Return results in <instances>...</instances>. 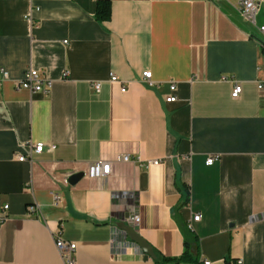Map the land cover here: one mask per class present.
<instances>
[{"label": "crops", "instance_id": "1", "mask_svg": "<svg viewBox=\"0 0 264 264\" xmlns=\"http://www.w3.org/2000/svg\"><path fill=\"white\" fill-rule=\"evenodd\" d=\"M97 1L0 0V264H65L57 231L79 264H264V0L255 24L239 0H110L106 21ZM29 69L48 92L16 85ZM135 213L156 259L117 228Z\"/></svg>", "mask_w": 264, "mask_h": 264}, {"label": "built area", "instance_id": "2", "mask_svg": "<svg viewBox=\"0 0 264 264\" xmlns=\"http://www.w3.org/2000/svg\"><path fill=\"white\" fill-rule=\"evenodd\" d=\"M237 4H238L239 9L241 10L242 15L248 21L255 24L256 14L259 10L260 2L257 0H239L237 2ZM29 18L31 19L30 16H29ZM258 28H259L260 33L263 36L262 39H259V45L264 50V25H260ZM65 42H67V41H65ZM261 69L264 70V63L262 64ZM3 76H4V79L7 78V74L4 71H3ZM143 78L145 81L151 83L152 82L151 81L152 72L150 70L144 72ZM110 80H111V82L120 83L121 84V91L122 92L126 91L127 85L117 75L112 74ZM0 84H1V81H0ZM16 85L20 88L27 89L31 92H34V91L48 92L51 88L52 80L43 77L37 70L29 69L27 71L25 77L18 80L16 82ZM93 86L97 92L100 91V83L99 82H95L93 84ZM257 87H258L259 91L264 93V78L262 80L258 81ZM175 88H176L175 84L172 83L170 85L171 94L166 97V100L168 102H173L177 99V96L174 94ZM241 91H242L241 84L235 83L234 88L232 90V96L234 98L239 97ZM49 148L53 150V149H55V145H49ZM45 149H46V144H44L43 142H38V143L33 144V145L30 144L29 145V153L26 155H24V154L19 155V160H21V161L31 160L32 161L34 153H41ZM128 159H129L128 155L123 156L124 161H126ZM215 160H216L215 156H209L206 160V163L208 165H210ZM152 163L158 164L159 160H154ZM111 170H112V166H111L110 161L99 160V161L92 163L89 166L87 174L91 178H100L103 176H108L111 173ZM66 175L70 176L71 174L68 173ZM54 196H55V200L58 201L59 195L57 193H55ZM9 208H10L9 203L5 202L0 196V229L2 227L3 222L6 220V218L8 216ZM27 209L29 210V212L34 213L36 211V209H38V208L34 204H29L27 206ZM200 217H201V214H199V213L195 214L193 216V221L199 220ZM262 219L264 220V212L262 214ZM128 221L133 226H136L140 222V216L135 213L128 218ZM189 226L192 227V223H190ZM54 237H55L56 248L59 250L65 264H79L77 261V257H76V249H77L76 242L63 239L59 235L58 231L54 233ZM204 264H211V262L209 260H204ZM237 264H243L242 259H238Z\"/></svg>", "mask_w": 264, "mask_h": 264}, {"label": "trees", "instance_id": "3", "mask_svg": "<svg viewBox=\"0 0 264 264\" xmlns=\"http://www.w3.org/2000/svg\"><path fill=\"white\" fill-rule=\"evenodd\" d=\"M111 2L110 0H98L96 3V10H95V17L99 21H106L111 18ZM196 255L192 254L190 250L185 249L184 252L177 257H159L155 260L154 264H161L164 262H188V261H195Z\"/></svg>", "mask_w": 264, "mask_h": 264}, {"label": "water", "instance_id": "4", "mask_svg": "<svg viewBox=\"0 0 264 264\" xmlns=\"http://www.w3.org/2000/svg\"><path fill=\"white\" fill-rule=\"evenodd\" d=\"M82 173H75L70 178L69 181L71 183L76 182L79 178L82 177ZM130 215L126 214V219L121 220L117 222V228L125 231V233L128 235L130 240L135 243L143 252L150 255L153 259H156L157 256L152 248V246L139 234L135 226H133L127 218H129Z\"/></svg>", "mask_w": 264, "mask_h": 264}]
</instances>
